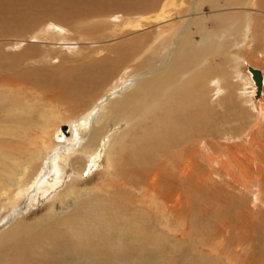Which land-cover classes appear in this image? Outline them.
Listing matches in <instances>:
<instances>
[{
    "label": "bare ground",
    "instance_id": "6f19581e",
    "mask_svg": "<svg viewBox=\"0 0 264 264\" xmlns=\"http://www.w3.org/2000/svg\"><path fill=\"white\" fill-rule=\"evenodd\" d=\"M8 1L0 0L3 10L8 11ZM22 1L24 5L34 4L33 0ZM134 1L151 6V12L121 21V28L128 29L130 32L125 35L130 37L120 44L116 38H111L104 47L84 54L82 58L87 60L78 68L65 69L64 73L69 72L70 78L55 80L49 89L45 79L23 78L21 72L12 69V63L8 64L11 69L0 63V209L4 203H13L17 192L31 187L40 171L49 173L52 170L55 178L61 177L58 188L64 195L56 199L60 204H85L81 207L84 211L95 205L90 209L91 217L82 213L76 217L70 214L69 218L61 220L60 216L42 218L34 222L35 229L33 225L28 229L26 222H16L7 230L16 229L20 234L16 244L20 246L15 254L6 253L11 257L7 264H29L28 252L40 244L39 240L44 243L43 237L46 242L49 238L54 241L69 238L80 247L85 246L89 236L94 240L112 235L115 241L121 242L118 235L127 223L121 220L117 194L123 188L131 193L138 192L145 204L158 201L159 218L166 224L173 219L181 226V192L172 182L177 183L178 178L181 180L189 171V176L194 177L192 158L184 163L185 154L195 148L196 157V152L202 150L210 166L222 160L212 155V96L219 97L218 93L225 90L228 82L224 74L214 73L218 69L213 60L216 55L234 63L235 77L248 85L244 102L249 103L248 109L253 112L255 122L264 123V69L249 64L246 53L242 54L253 50L257 32L264 50V0ZM49 2L42 0L43 4ZM232 5L235 9L230 8ZM50 25L53 28L47 32L49 38L56 36V42L70 39L67 31L61 32L56 22L50 20ZM146 27L149 30L138 32ZM97 29H100L99 24L88 26L86 32L93 34ZM246 29L248 35L244 36ZM16 42L19 45L21 40ZM236 45L242 46L233 50ZM24 50L34 51V48ZM147 55L152 56L153 62L146 59ZM23 56L25 58V52ZM137 58L138 61L145 59L142 66L132 63ZM110 69L113 74L117 70L118 73L108 76ZM251 69L260 71V81ZM110 77L115 81L106 83L88 108L63 115L58 104L61 100L65 98L68 102L85 93L95 94L101 88L97 89L100 81ZM56 84L60 91L55 95L46 94V89L51 90ZM75 114L78 115L74 117ZM83 154L98 166L93 172L91 170L90 176L79 178L76 171L86 167V161L80 156ZM47 155L53 166L44 165ZM103 164L106 165L105 175L96 179ZM169 167L175 173H169ZM95 180L97 183L92 184ZM163 189L169 193L168 202L158 195ZM88 192L101 193L82 197ZM137 197L134 196L130 203L135 208ZM139 212L146 213L144 218L148 217L149 213L143 208ZM9 213L12 212L1 213L0 219ZM55 222L63 226L62 231L50 227ZM161 227L165 229L163 224ZM167 229H171L170 226ZM113 239L106 241L110 249L116 247ZM0 243H4V239L0 238Z\"/></svg>",
    "mask_w": 264,
    "mask_h": 264
},
{
    "label": "rangeland",
    "instance_id": "374dc122",
    "mask_svg": "<svg viewBox=\"0 0 264 264\" xmlns=\"http://www.w3.org/2000/svg\"><path fill=\"white\" fill-rule=\"evenodd\" d=\"M33 1L32 5H24L22 0H9L8 4L6 3L8 11L0 6V63L9 69L11 67L8 64L12 63V69L16 68V72H21L23 78L34 76L37 79H45L48 89L57 79H69L71 74L64 73L65 69L83 64L82 61L87 60L82 58L84 54L104 47L111 38H116L119 44L128 39L130 36L125 34L130 31H123L122 20L151 12V6H142L134 0H50L47 4H43L42 0ZM230 8L235 9L233 5ZM50 20L61 27V32L67 31L69 40H57L66 44H56V36L48 37L47 32L53 28L52 25L49 26ZM95 24H99L100 29L93 34L87 33L88 26ZM262 24L264 25V19ZM147 28L138 32H146L149 30ZM246 35L247 29L244 33V36ZM258 35L257 32L253 50L244 51L242 54L246 53L249 64L264 69L263 40ZM19 40L21 45L16 44ZM152 43H155L154 39ZM241 46L236 45L233 50ZM28 47L34 48V51L24 50ZM146 59L153 62L150 55H147ZM144 60L138 61L137 58L132 63L142 66ZM213 60L218 65L214 73L224 74L228 82L225 90L220 92L221 94L218 93L219 97L216 94L212 96L211 115L214 120L212 155L224 160L210 166L205 158L207 154L202 150L196 152V157L195 148L185 154L184 163L192 158L194 177L189 176V171L186 177L183 176L181 180L178 178L177 183L172 182L181 192V226L173 219L166 224L159 218L158 201L156 204H145L138 192L131 193L129 189L123 188L117 194L121 220L127 223L124 231L118 235L121 242L115 241L112 235L107 239L96 237L94 240H90L89 236L85 246L80 247L69 238L57 239L64 242L49 238V243L43 237L44 243L39 240L40 244L31 253L28 252L29 264H264V123L255 122L253 112L248 109L249 103L244 102L248 85L235 77L234 63L218 55L213 57ZM117 73L118 70L113 74L110 69L108 76L113 77ZM121 73L116 80L120 78ZM66 74L67 76H64ZM111 77L100 81L97 89L101 88L95 94L85 93L80 98L68 102L65 98L61 100L58 104L63 115L83 107L88 108L96 95L100 94L107 84L115 81H112ZM129 77L131 76L126 78ZM126 80L124 78V82ZM52 87L51 90L46 89V94L55 95L60 91L57 84ZM50 152L49 154H52ZM80 156L86 161V167L83 171H76V177L90 176L98 165H94L88 155ZM50 160L49 155L45 156L44 165L50 163ZM105 166L103 164L102 168H99L96 179L105 175ZM169 169L171 171L167 168L169 173H175L171 167ZM41 172L35 176L31 187L17 192L15 201L4 203L2 210L0 209V215L12 212L0 219V238L4 239V243H0V264H7L6 261L11 257L6 253L9 251L15 254L20 246L16 244L20 235L16 229L7 230L16 222H26L30 229L34 222H40L42 218L53 219L60 216L61 220L70 214L74 217L82 213L87 217L93 214L90 209L95 205L88 206L87 211H84L81 207L85 204H60L56 199L64 195L58 188L61 177L55 178L53 170L49 173ZM63 190L65 191V187ZM93 193L95 195L101 192L84 193L82 197ZM136 195L138 197L135 208L130 203ZM158 195L161 200L168 202L167 190L163 189ZM120 196L123 199H119ZM142 208L149 213L148 217L144 218V212L143 215L140 214L139 210ZM6 219L8 220L5 221ZM90 222L93 223V220ZM55 224H50V227L63 230V226L60 228L57 222ZM167 226L171 229H167ZM36 227L37 225L34 229ZM112 239L116 247L110 249V246H106V241L112 242Z\"/></svg>",
    "mask_w": 264,
    "mask_h": 264
},
{
    "label": "water",
    "instance_id": "95a60500",
    "mask_svg": "<svg viewBox=\"0 0 264 264\" xmlns=\"http://www.w3.org/2000/svg\"><path fill=\"white\" fill-rule=\"evenodd\" d=\"M255 74H256V78L258 81L261 80V74H260V71L259 70H256V69H251Z\"/></svg>",
    "mask_w": 264,
    "mask_h": 264
}]
</instances>
